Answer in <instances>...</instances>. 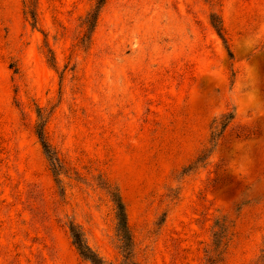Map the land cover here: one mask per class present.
Instances as JSON below:
<instances>
[{
	"label": "rangeland",
	"instance_id": "rangeland-1",
	"mask_svg": "<svg viewBox=\"0 0 264 264\" xmlns=\"http://www.w3.org/2000/svg\"><path fill=\"white\" fill-rule=\"evenodd\" d=\"M100 1L0 0V264H264V0Z\"/></svg>",
	"mask_w": 264,
	"mask_h": 264
},
{
	"label": "trees",
	"instance_id": "trees-1",
	"mask_svg": "<svg viewBox=\"0 0 264 264\" xmlns=\"http://www.w3.org/2000/svg\"><path fill=\"white\" fill-rule=\"evenodd\" d=\"M102 1V0H101ZM101 1H100V5L98 6V8H100L101 6ZM93 14V13H92ZM91 14V15H92ZM97 16V11L94 14V20ZM214 28L216 29L218 35L224 39L223 37V30L221 28V25H214ZM231 55V53H229ZM231 118V115L228 117ZM38 137L41 141V144L43 145V147L46 149L49 148L48 143L46 142V139L44 138L43 135V131H39L38 132ZM51 160L53 161V168H52V172L55 176L58 175L57 170H55V164L54 161H56V158L54 157V153H52L50 156ZM117 202V200H116ZM118 211H117V218L119 220V227H118V234L119 236H121L124 239L125 244L127 243V240L129 241L131 239V237H129V229L127 227V222H126V217H125V211L123 209V205H121L120 202H118ZM69 235L70 238L72 240V243L75 247V249L77 250L79 256L84 260L87 261L91 264H103V262L97 257V255L89 248V246L87 245L84 236L81 232V230L74 224L70 225L69 227ZM131 235V234H130Z\"/></svg>",
	"mask_w": 264,
	"mask_h": 264
}]
</instances>
